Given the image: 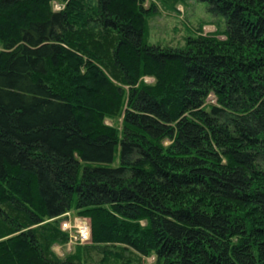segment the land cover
<instances>
[{
    "label": "trees",
    "instance_id": "1",
    "mask_svg": "<svg viewBox=\"0 0 264 264\" xmlns=\"http://www.w3.org/2000/svg\"><path fill=\"white\" fill-rule=\"evenodd\" d=\"M144 1L0 0V264H264V0L183 46Z\"/></svg>",
    "mask_w": 264,
    "mask_h": 264
},
{
    "label": "rangeland",
    "instance_id": "2",
    "mask_svg": "<svg viewBox=\"0 0 264 264\" xmlns=\"http://www.w3.org/2000/svg\"><path fill=\"white\" fill-rule=\"evenodd\" d=\"M151 3L155 4L157 11L146 16L148 24L147 40L165 46H183L189 35H205L211 33L217 28L216 22L221 19L213 16L207 10L206 2L201 0H189L184 3L177 2L174 4L166 3L161 0L144 1V5L146 6ZM53 6L54 8L60 9L64 6V3L54 2ZM218 36L223 37L222 34H219ZM144 80L153 81V77L145 76ZM207 99H209V101H214L213 93H210ZM105 122L112 124V121L109 119H105ZM117 125L119 126V123ZM68 213L70 214V216H67L69 218L75 216L85 217L71 211H68ZM75 244L76 243L73 242L71 245L56 243L53 249L57 254L64 255V253L70 251ZM146 261L152 263L154 261L153 255L147 257Z\"/></svg>",
    "mask_w": 264,
    "mask_h": 264
},
{
    "label": "built area",
    "instance_id": "3",
    "mask_svg": "<svg viewBox=\"0 0 264 264\" xmlns=\"http://www.w3.org/2000/svg\"><path fill=\"white\" fill-rule=\"evenodd\" d=\"M64 218L61 220L60 227L63 230L69 232V239L66 244L71 243H86L90 241V226L88 220L85 217L75 216L69 218L68 212L64 214Z\"/></svg>",
    "mask_w": 264,
    "mask_h": 264
}]
</instances>
